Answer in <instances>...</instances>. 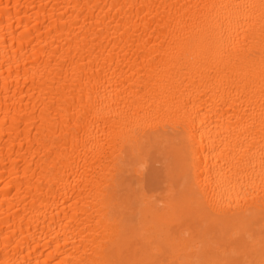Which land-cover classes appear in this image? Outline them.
<instances>
[{"label":"bare ground","instance_id":"bare-ground-1","mask_svg":"<svg viewBox=\"0 0 264 264\" xmlns=\"http://www.w3.org/2000/svg\"><path fill=\"white\" fill-rule=\"evenodd\" d=\"M204 236L199 264H264V0H0V264H164Z\"/></svg>","mask_w":264,"mask_h":264},{"label":"rangeland","instance_id":"rangeland-1","mask_svg":"<svg viewBox=\"0 0 264 264\" xmlns=\"http://www.w3.org/2000/svg\"><path fill=\"white\" fill-rule=\"evenodd\" d=\"M169 158L166 151L164 153L156 148L149 151L147 164L144 172L145 189L155 196H159L164 192V202L168 194H175L176 188L179 187L178 182L169 181L167 172L169 169ZM175 189V190H174ZM203 241L200 238L187 239L184 242L188 245L185 250L171 249L164 246V264H199L208 251L213 253L221 252L219 246L221 240H213L208 236H204ZM209 248V249H208ZM227 255V253L225 254Z\"/></svg>","mask_w":264,"mask_h":264}]
</instances>
